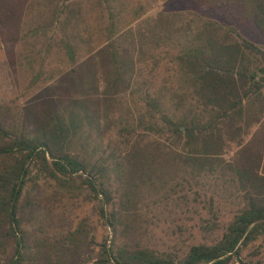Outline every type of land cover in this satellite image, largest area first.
Masks as SVG:
<instances>
[{
    "label": "trees",
    "instance_id": "trees-1",
    "mask_svg": "<svg viewBox=\"0 0 264 264\" xmlns=\"http://www.w3.org/2000/svg\"><path fill=\"white\" fill-rule=\"evenodd\" d=\"M163 1L151 12L99 0L103 25L81 19L57 39L69 11L50 10L47 40L72 70L103 42L114 128L102 143L67 93L48 99L42 120L0 103V264H234L264 242V0ZM163 58L159 83L137 77L134 63L152 71ZM206 192L203 217L190 202ZM168 199L219 235L181 252L151 246Z\"/></svg>",
    "mask_w": 264,
    "mask_h": 264
},
{
    "label": "rangeland",
    "instance_id": "rangeland-1",
    "mask_svg": "<svg viewBox=\"0 0 264 264\" xmlns=\"http://www.w3.org/2000/svg\"><path fill=\"white\" fill-rule=\"evenodd\" d=\"M133 1L135 5L137 1L142 5H149L151 12L168 3L163 0ZM98 2L99 0H0V103L11 105L32 116L29 119L35 120L37 117L41 119L40 114L48 111L49 98L57 100L67 93V97L82 102L91 122L92 135H96L105 143L108 137L112 136L114 127L111 125L110 115V101L113 100L109 88L111 67L103 42L96 43L90 54L78 59L73 65L75 70H72L63 47L55 41L49 42L47 36L50 33L44 30L50 10L58 8L69 11L70 21L66 26L64 13H60L58 21L55 22L58 26L56 39L61 37L60 27L67 33L81 19L91 21V24L97 22L103 25L106 13ZM166 60L167 58H163L157 61L152 71L149 70L150 62L147 66L134 63L135 68L137 67V77H149L156 85L166 73L163 69ZM45 80L47 83H42ZM69 90L75 94L69 96ZM123 105L122 112L125 110ZM207 196L208 192L201 196L200 203L190 202L193 207L199 209L203 217H206V214L200 207L205 204ZM228 203L229 200L224 194L221 197L215 196L214 207L221 209L218 222L220 226L228 219ZM160 207L163 208L162 215L153 220L154 223L149 225L146 232L149 244L159 251L181 252L189 244L208 241L221 231L220 226L210 233L199 231L197 226L201 222L198 216L191 211L177 214L174 210L178 209L170 199ZM84 210L89 211V206L75 209L77 215ZM98 229L100 233L107 232L108 237L110 236L107 229L101 226ZM64 231L65 226L61 232ZM258 241L254 242V245ZM259 245L260 247H256V254L254 247L243 249L239 262L234 264H264V242Z\"/></svg>",
    "mask_w": 264,
    "mask_h": 264
}]
</instances>
